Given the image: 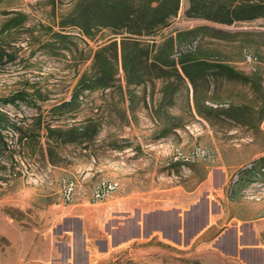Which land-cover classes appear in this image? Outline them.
<instances>
[{
	"label": "rangeland",
	"instance_id": "rangeland-1",
	"mask_svg": "<svg viewBox=\"0 0 264 264\" xmlns=\"http://www.w3.org/2000/svg\"><path fill=\"white\" fill-rule=\"evenodd\" d=\"M72 3L0 0V27L19 19L10 33L0 34V110L30 130L24 143L12 125L2 132L0 264H50V238L62 239L54 233L58 221L85 205L149 194L148 204L135 205L143 213L175 194L187 207L200 199L217 202L224 217L195 244L148 238L99 264H264L256 251L264 248V18L233 25L190 19L189 0H182L178 17L155 38L160 44L183 32L176 58L191 53L239 73L235 79L210 77L197 91L199 102L213 109L243 106L249 114L237 120L200 115L193 86L171 70H152L143 84L128 88L121 58L111 88L86 89L110 32L92 40L78 28L62 30ZM57 32L66 37L54 38ZM248 55L257 58L256 71L246 63ZM19 92L23 101L3 105ZM76 94L72 112L55 109ZM48 126H87L90 140L59 145ZM214 172L223 176L220 183H213ZM236 227L248 232L238 239L237 252L218 241Z\"/></svg>",
	"mask_w": 264,
	"mask_h": 264
},
{
	"label": "trees",
	"instance_id": "trees-1",
	"mask_svg": "<svg viewBox=\"0 0 264 264\" xmlns=\"http://www.w3.org/2000/svg\"><path fill=\"white\" fill-rule=\"evenodd\" d=\"M181 4L182 0H73L66 19L59 25L62 30L78 28L86 38L92 40L98 33L110 32L109 39L97 51L95 74L88 80L86 89L97 91L111 88L118 74L117 65L121 58L128 88L143 84L148 76H152L149 73L152 70L158 69L160 73L171 70L193 86L196 108L200 115L215 113L231 119H244L249 113L243 112V106L230 105L228 109H213L199 102L197 96L198 86L205 85L210 77L235 79L240 77L239 73L224 62L200 60L192 57L191 53L181 54L176 58L175 50L183 32L166 37L160 44L156 41L157 35L178 17ZM189 4L185 16L190 19L199 18L233 25L236 22L264 18V0H189ZM18 22V18L8 20L0 27V34L10 33L18 26ZM196 31L197 29L190 33ZM65 37L60 32L54 34L56 39ZM161 77L158 74L154 78ZM23 94L19 92L5 99L3 105L16 106L17 102L24 100ZM78 98L79 95L76 94L70 101L55 109L70 113L75 109ZM10 125L18 132L20 143L28 140L30 130L21 122L12 124L9 115L0 110V144L7 145L2 132L9 129ZM88 131L87 126L47 127V132L59 145L87 143L90 140Z\"/></svg>",
	"mask_w": 264,
	"mask_h": 264
},
{
	"label": "crops",
	"instance_id": "crops-1",
	"mask_svg": "<svg viewBox=\"0 0 264 264\" xmlns=\"http://www.w3.org/2000/svg\"><path fill=\"white\" fill-rule=\"evenodd\" d=\"M214 173L216 177L214 175L213 183L216 184L215 180L220 183L223 176ZM150 195L142 198L135 195L113 197L105 202L80 207L78 214L58 221L54 233L61 235L62 239L57 241L50 238V244H54L50 249V264H99L116 250L148 238H160L169 245L183 241L195 244L224 217L222 207L217 202L200 199L187 207L175 194L169 200H162L165 203L163 207L143 213L135 205L140 200V204H148ZM134 211L135 216L132 214ZM203 218H207V224L195 232ZM230 232H224L218 241L237 252L238 239L248 236V232L244 228L239 232L237 227L233 234ZM134 233L140 235L133 236ZM256 251L264 255L263 247H257Z\"/></svg>",
	"mask_w": 264,
	"mask_h": 264
},
{
	"label": "built area",
	"instance_id": "built-area-1",
	"mask_svg": "<svg viewBox=\"0 0 264 264\" xmlns=\"http://www.w3.org/2000/svg\"><path fill=\"white\" fill-rule=\"evenodd\" d=\"M246 63L250 66V69L252 71H256V65H257L256 57H253L251 55L246 56ZM98 198H100V195H98Z\"/></svg>",
	"mask_w": 264,
	"mask_h": 264
},
{
	"label": "water",
	"instance_id": "water-1",
	"mask_svg": "<svg viewBox=\"0 0 264 264\" xmlns=\"http://www.w3.org/2000/svg\"><path fill=\"white\" fill-rule=\"evenodd\" d=\"M208 220L207 218H203L202 221L200 222V224L198 225V227L196 228V231L197 232L198 230H200L201 228H203L206 224H207ZM140 233H134L133 236H139Z\"/></svg>",
	"mask_w": 264,
	"mask_h": 264
}]
</instances>
